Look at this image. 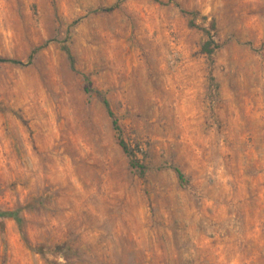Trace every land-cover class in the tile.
<instances>
[{"label": "rangeland", "instance_id": "obj_1", "mask_svg": "<svg viewBox=\"0 0 264 264\" xmlns=\"http://www.w3.org/2000/svg\"><path fill=\"white\" fill-rule=\"evenodd\" d=\"M30 57L0 63V210L29 243L5 220L0 264H264V0H0V59Z\"/></svg>", "mask_w": 264, "mask_h": 264}, {"label": "trees", "instance_id": "obj_2", "mask_svg": "<svg viewBox=\"0 0 264 264\" xmlns=\"http://www.w3.org/2000/svg\"><path fill=\"white\" fill-rule=\"evenodd\" d=\"M115 8L116 7H111L109 9H102L101 11L111 12ZM190 15L192 16L193 14H190ZM215 28H216V24H215V22H213L212 23V29L214 30ZM206 32L208 35V41L203 45L201 52H202V54L208 56L209 58H212V56L214 55L216 50H218L220 48V46L217 45V43L214 41L211 33L208 31H206ZM63 51L68 58L71 70L73 72L79 73V71L77 69L76 60L72 54L71 49L67 45H65V46H63ZM31 61H32V57L29 58L27 63L17 61V60L0 59V63H11V64H15V65H20V66H28L31 64ZM79 74H81V76L83 77L84 83H85V89H84L85 93L89 94V95L95 94L98 98L101 99V101H102V103H103V105L107 111V114L111 120L112 128L118 134L119 146L121 147V149L123 150V152L125 153V155L129 159V165H130L131 169L135 170L141 178H144L145 175L147 174V172L149 171V168L140 162V160L136 157L133 150L131 149V147L127 143V141L124 137L123 130L120 126L119 120L116 117V114L114 113V111L111 107L110 101L105 97V95L102 92L95 91L94 89H92V82H91L90 77L87 74H84V73H79ZM171 169L175 172L179 182L182 185L187 184L188 181L186 179L185 174L178 167L171 166ZM7 219H13L18 224L19 230L23 236V240H24L25 244L27 246H29V243H28L26 236L24 235V232H23V225H22L23 222H22V218L20 216V212L19 211H2V210H0V226H1L3 233L5 230L4 221Z\"/></svg>", "mask_w": 264, "mask_h": 264}]
</instances>
